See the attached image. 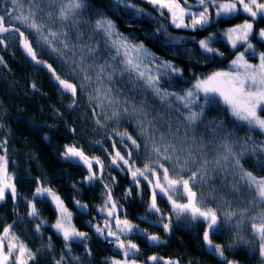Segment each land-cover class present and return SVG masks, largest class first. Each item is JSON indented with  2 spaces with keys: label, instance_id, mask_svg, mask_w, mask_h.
<instances>
[{
  "label": "snow or ice",
  "instance_id": "snow-or-ice-1",
  "mask_svg": "<svg viewBox=\"0 0 264 264\" xmlns=\"http://www.w3.org/2000/svg\"><path fill=\"white\" fill-rule=\"evenodd\" d=\"M146 2L157 10L160 17L167 10L173 27L193 31L206 29L214 21L246 15L248 18L241 23L223 32L210 33L198 41L202 52L212 54L209 58H214L223 56V52L212 44L223 39L234 50L229 67L199 77L194 83L189 82L190 87L179 92L169 91L161 86V80L181 77L183 70L170 60L160 59L142 43L130 41L102 13H98L99 18L95 20L85 19L89 8L87 0H10L15 7L4 8L3 14H0V46H8L5 34H14L24 54L50 73L62 94H70L69 108H74L78 103V89L81 95L87 93L89 105H95L92 108L94 123L100 128L106 127L105 121H113L117 126L122 119L134 122L135 136L127 129H107V139L111 141L113 151L107 152L105 149V152L109 158L108 167L130 174L135 187H140L141 179L147 182L151 194L144 217L146 221L149 214L158 215L165 232L171 230V215L177 219L187 217L193 222L203 223V242L222 264H237L225 256V247L248 241H242L237 236L233 245L215 244L211 239L212 234L222 231L226 223L234 222V227L238 229L247 225L264 264V176L245 169L241 163L247 153L264 154V144H258L251 136H246L240 145V139L234 131L218 118L204 125L207 138L196 131L203 122L206 109L223 106L233 123L242 126V131H259L264 134V115H261L264 112V51L258 52L252 43L253 35L264 43V28L254 33L256 20L264 18V0ZM114 3L117 6L123 4L137 15L145 14L144 9L131 3V0H114ZM6 20L8 26H5ZM15 22L34 35L37 47L33 46V41L29 40L24 31L15 27ZM157 31L167 35V28L163 24ZM96 36L100 37L99 41L95 39ZM166 43L180 46L182 38L169 36ZM240 48L243 50L236 51ZM44 52L61 62L60 66L67 69L65 75L68 79L62 78L52 64L39 58ZM249 57L255 58L257 63H252ZM0 63H3L2 57ZM124 77L134 86L138 85L144 92L150 93L163 111L158 112L146 99L135 100L130 94L135 88L124 90L117 87V78L123 83ZM32 87L36 88L35 83ZM97 109L100 111L97 112ZM173 112L177 113L176 117L169 115ZM19 118L23 119L22 116ZM95 143L100 144L101 141ZM117 143L123 147V152L117 148ZM249 143L252 144L251 148L248 147ZM238 145L242 148L239 152L235 150ZM62 157L86 166L88 174L84 182L91 184L93 181H104L106 166L100 157L85 154L75 144L65 145ZM138 159H143L142 166L137 165ZM8 163L7 140H0V202L8 195L15 201L18 195L15 176L8 171ZM94 164L97 166L95 170ZM261 167L264 168V165ZM215 177L222 178L223 184L229 189V195L237 199L241 207H233L231 201L224 198L223 188L217 191L209 184ZM108 179L115 182V177L109 175ZM103 187L105 198L98 211L104 218L92 227L97 235L114 245L121 257L111 258L110 264H140L139 246L128 237L136 234L152 244L161 243V238L140 229L126 216L122 219V208H118L110 185L104 183ZM200 189H207L208 195L198 191ZM158 194L166 197L170 203L169 216L161 213L157 204ZM244 194L250 196V199L241 200ZM129 195L131 189L125 193V196ZM218 198L225 205L224 209L206 206V202H216ZM37 199H50L54 203L58 216L51 227L62 237L67 253H71L73 242L87 241L88 233L76 228L72 223V212L61 197L43 182L38 181L33 199L26 200L29 209L27 217H40L35 202ZM74 203L86 213L88 205L79 200ZM165 220L168 222H163ZM46 223L40 219L35 224L36 233L39 234ZM88 223L91 225V221ZM13 227L9 224L0 232V264H38L37 252L40 250L33 252L12 231ZM45 247L51 249V243ZM84 247L86 253L91 255L86 244ZM71 259L75 264L80 262L79 257L72 256ZM147 262L180 264L179 259H165L157 255L147 257ZM54 264H66L65 255L62 253Z\"/></svg>",
  "mask_w": 264,
  "mask_h": 264
},
{
  "label": "trees",
  "instance_id": "trees-1",
  "mask_svg": "<svg viewBox=\"0 0 264 264\" xmlns=\"http://www.w3.org/2000/svg\"><path fill=\"white\" fill-rule=\"evenodd\" d=\"M189 1L194 2V0ZM131 3L144 9L145 14L137 15L123 4L117 6L114 0H87L89 8L84 18L95 20L99 18L97 14L102 13L111 19L117 30L130 41L142 43L160 59L170 60L182 69L181 77L161 80V86L173 92L190 87L189 82L194 83L197 78L213 71L227 69L234 57V50L223 39H218L212 44L213 47L223 52V56L214 58H209L212 54L202 52L198 41L210 33L223 32L226 28L248 18L240 14L235 18L214 21L206 29L193 31L173 27L169 22L168 12L164 10V16L160 17L157 10L146 0H131ZM24 6L27 7L26 4ZM13 7L15 6L10 3V0H0V14H3L4 8ZM161 24L166 26L167 35L162 31H157ZM5 26H8L7 20ZM15 27L24 31L29 40L33 41V46L37 47L34 35L29 30L18 22H15ZM261 28H264V18L257 19L254 33H258ZM169 36L182 38V45H168L166 41ZM5 37L8 46H0V57L3 58V63H0V140H7L8 171L15 176L18 195L15 201L8 195L0 203V232L4 226L14 225L12 231L33 252L40 250L37 252L38 264H54L62 253L66 257V264H75L71 259L72 256L80 258L79 264H110L111 258L121 257L114 245L97 235L92 227L104 218L98 208L105 198L103 184L108 183L118 208H122L121 218L126 216L140 229L146 230L149 234H157L161 238V243L152 244L136 234L128 237L139 246L140 263L145 264L147 257L157 255L165 259H179L180 264H222L221 260L212 254L203 242L205 228L203 223L193 222L187 217L177 219L175 215H171V230L165 232L158 215L149 214L146 221L144 217L151 194L147 182L141 179L140 187L137 188L133 185L130 174L108 167L107 152H112L113 149L111 141L107 139V129L118 128L121 131L127 129L135 136L134 122L122 119L117 126L113 121H105L106 127L100 128L93 119L94 103L90 106L87 93L81 95L79 89L77 105L69 108L70 94H62L50 73L24 54L19 39L14 34H5ZM95 39L99 41L100 37L96 36ZM252 41H257L260 49L264 50V43H261L255 35ZM240 50L242 48L236 51ZM39 58L52 64L62 78H69L65 75L67 69L62 68L61 62L53 55L44 52ZM72 82L76 81L72 80ZM33 83L36 85L35 89L32 87ZM116 84L124 90L135 88L130 93L135 100L146 99L149 104L156 107L158 112L163 111L159 107V102L150 93L144 92L143 88L138 85L134 86L127 77L123 78V83L120 78H117ZM180 111L184 110L180 109ZM169 115L176 117L177 113L173 112ZM21 116L23 119L19 118ZM100 118L103 120V116ZM216 118L223 120L226 126L234 131L235 136L240 139V145L244 143L246 136H251L258 144H264V134L259 131H242V126L233 123L232 118L224 112L223 106H213L211 110L206 109L203 122L196 129L197 134L205 135L207 138L204 125ZM113 139L118 140L116 137ZM96 141H101V143L97 144ZM72 144L82 148L89 156L101 158L106 166L104 181H93L91 184L84 182V177L88 174L86 166L62 157L64 146ZM248 147L251 148L252 144L249 143ZM117 148L124 151L119 143H117ZM235 150L239 152L242 148L238 145ZM143 162V159H138L137 165L142 166ZM241 163L245 169L253 171L258 176H264V168L261 167L264 165V154L247 153ZM109 175L115 177V182L108 179ZM229 180H231L230 177ZM38 181L51 187L62 197L68 209L73 211V223L76 228L88 233L87 241L72 243L70 254L64 249L62 237L51 227L58 215L49 200L37 199L35 201L40 213L39 218L32 219L26 216L29 211L26 200L33 199V191ZM209 184L217 191L223 188L222 195L231 201L233 207L238 209L242 206L237 199L229 195V189L223 184L221 177H215ZM128 189H131V195L125 196ZM198 191H203L205 196L208 195L207 189ZM241 192L243 193L244 190L241 189ZM240 199L248 200L250 196L244 194ZM76 200L88 205L86 213L77 208L74 203ZM157 204L165 216L171 214V205L166 197L158 194ZM206 206L225 208V205L219 202V198L216 202H206ZM40 219L47 223L38 234L35 231V224L39 223ZM244 233L251 235L247 225L238 229L234 227V222L233 224L226 223L222 231L212 234L211 239L215 244L227 246L233 245V241L239 236L242 241H248V243L240 242L230 248L225 247V256L229 260L236 261L237 264H262L257 243L243 238ZM49 243H51V249L45 247ZM84 244L90 249L91 255L86 253Z\"/></svg>",
  "mask_w": 264,
  "mask_h": 264
},
{
  "label": "rangeland",
  "instance_id": "rangeland-1",
  "mask_svg": "<svg viewBox=\"0 0 264 264\" xmlns=\"http://www.w3.org/2000/svg\"><path fill=\"white\" fill-rule=\"evenodd\" d=\"M189 3H194V2H190L189 1ZM167 11V10H166ZM257 21V20H256ZM254 30H255V25H254ZM252 43L254 44V45H256V49H257V51L258 52H260V51H264L263 49H260V47L258 46V44H257V41H252ZM136 44H140V43H136ZM145 47V46H144ZM146 48V47H145ZM147 49V48H146ZM243 50V49H242ZM242 50H240V51H242ZM249 59H250V61L252 62V63H257V60L255 59V58H252V57H249ZM230 64V63H229ZM228 67H229V65H228ZM261 115H264V112H261ZM7 158H8V156H7ZM73 161H75V160H73ZM77 162V161H76ZM96 165L94 164L93 165V169L95 170L96 169ZM248 170V169H247ZM250 171V170H249ZM59 195V194H58ZM60 196V195H59ZM61 197V196H60ZM61 199H62V197H61ZM49 201H50V199H48ZM63 200V199H62ZM51 202V201H50ZM1 203V202H0ZM51 204L54 206V208H55V205H54V203H52L51 202ZM65 204V203H64ZM66 206V205H65ZM67 207V206H66ZM68 208V207H67ZM78 208V207H77ZM79 209V208H78ZM55 210H56V208H55ZM70 212H72V214H73V211H71L70 209H68ZM81 210V209H80ZM57 211V210H56ZM83 211V210H82ZM87 212V211H86ZM57 214H58V212H57ZM72 223H73V215H72ZM74 224V223H73ZM55 230V229H54ZM56 231V230H55ZM242 237L243 238H245V239H247V240H252V234L251 235H248V234H246V233H244L243 235H242ZM140 264H142V263H140Z\"/></svg>",
  "mask_w": 264,
  "mask_h": 264
},
{
  "label": "clouds",
  "instance_id": "clouds-1",
  "mask_svg": "<svg viewBox=\"0 0 264 264\" xmlns=\"http://www.w3.org/2000/svg\"><path fill=\"white\" fill-rule=\"evenodd\" d=\"M77 206V205H76ZM58 215V214H57Z\"/></svg>",
  "mask_w": 264,
  "mask_h": 264
}]
</instances>
